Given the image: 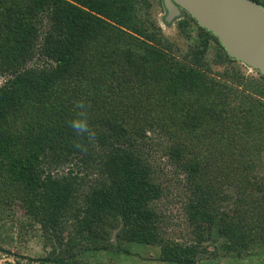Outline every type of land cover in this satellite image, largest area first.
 Listing matches in <instances>:
<instances>
[{"label":"trees","instance_id":"obj_1","mask_svg":"<svg viewBox=\"0 0 264 264\" xmlns=\"http://www.w3.org/2000/svg\"><path fill=\"white\" fill-rule=\"evenodd\" d=\"M149 11V0H0V216L16 206L36 228L39 264L110 262L133 245L162 264L264 260V78L184 12L176 29L194 27L199 49L174 57ZM210 44L222 72L205 62ZM81 111L93 141L70 127ZM152 147L182 183L180 224L156 205L170 190Z\"/></svg>","mask_w":264,"mask_h":264},{"label":"rangeland","instance_id":"obj_2","mask_svg":"<svg viewBox=\"0 0 264 264\" xmlns=\"http://www.w3.org/2000/svg\"><path fill=\"white\" fill-rule=\"evenodd\" d=\"M150 1V17L155 20L158 27L161 29L162 33L169 38L170 42L176 43L174 57L180 59L183 54L191 51V46L194 47L195 40L197 39L196 32L194 27H189L183 34L178 33L176 29V20L173 21L169 26H165L162 23V19L164 17V9L161 7V0H149ZM197 44L195 43V47ZM187 48H189L187 50ZM198 47H196L197 49ZM178 49V50H177ZM192 49V50H196ZM199 49V48H198ZM194 52V51H192ZM218 51L214 47L213 44L209 45L208 51L206 53L205 62L210 65V67L218 72H222L224 69V64L220 63L218 65L215 64V54ZM191 54V53H190ZM188 53L187 57H193L195 54L190 55ZM237 62V61H236ZM238 64V65H237ZM236 65L239 66V70L241 73L247 76L257 77L256 71L240 64L239 62ZM1 82V78H0ZM147 134V133H146ZM152 141L159 142L160 139H156V136H149ZM161 140L160 142H162ZM151 149V155L154 159V164L158 166L162 170V174H159V181L163 184V186L169 187V194L163 196L156 205H158L166 215H171L174 217L178 223L182 222V218L180 216V200L178 199L180 195L175 190L177 187H181L182 183L175 182V178L173 177L172 168L165 162V160L159 155V152ZM260 163L263 164V168L260 171L264 174V152L261 154ZM62 168L53 169L58 174L61 173ZM179 178V176H178ZM177 183V184H176ZM178 194V195H177ZM173 220L174 222H177ZM25 220L23 219L22 212L16 206L12 207L10 212L3 213L0 216V234L2 235V239L6 240L7 237H11L12 241L10 244L4 245L1 244L3 249H6L8 252L4 253L0 251V264H39L35 261V259L41 255H43V249L41 240L39 238V234L34 227H26ZM182 228V225H180ZM171 229V228H170ZM180 229L179 227H174L173 230L177 231ZM211 243L209 242L207 251H211ZM156 250L153 247H138L131 246L129 247V255L126 257L120 258H111L110 262H106L103 254H99L97 258V262L100 264H162L151 259V256L155 254ZM98 264V263H94ZM196 264H264V260L260 258L255 261L253 259L244 258L238 261H223L222 259H209L207 255H204L200 258V260Z\"/></svg>","mask_w":264,"mask_h":264},{"label":"water","instance_id":"obj_3","mask_svg":"<svg viewBox=\"0 0 264 264\" xmlns=\"http://www.w3.org/2000/svg\"><path fill=\"white\" fill-rule=\"evenodd\" d=\"M163 21L186 13L225 55L264 78V8L251 0H161Z\"/></svg>","mask_w":264,"mask_h":264},{"label":"clouds","instance_id":"obj_4","mask_svg":"<svg viewBox=\"0 0 264 264\" xmlns=\"http://www.w3.org/2000/svg\"><path fill=\"white\" fill-rule=\"evenodd\" d=\"M77 107L84 109L85 105L82 102H80L77 104ZM77 115L83 118L72 120L70 122V127L76 132L78 136H87L89 141H93L95 139L96 133L89 128L86 113L81 111ZM75 147H77L80 150H86L80 144H76Z\"/></svg>","mask_w":264,"mask_h":264}]
</instances>
